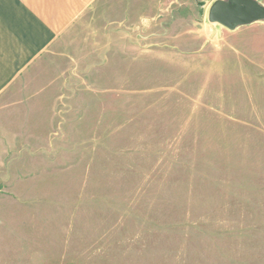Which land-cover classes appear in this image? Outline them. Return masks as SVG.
I'll list each match as a JSON object with an SVG mask.
<instances>
[{
    "label": "rangeland",
    "instance_id": "obj_1",
    "mask_svg": "<svg viewBox=\"0 0 264 264\" xmlns=\"http://www.w3.org/2000/svg\"><path fill=\"white\" fill-rule=\"evenodd\" d=\"M197 1L203 17L189 13L188 29L214 34L213 0ZM108 21L83 15L73 51L116 30L148 36ZM247 29L224 53L213 45L222 54L204 68L181 50L124 44L81 86L46 88L11 111L0 126V264H264V28Z\"/></svg>",
    "mask_w": 264,
    "mask_h": 264
},
{
    "label": "crops",
    "instance_id": "obj_2",
    "mask_svg": "<svg viewBox=\"0 0 264 264\" xmlns=\"http://www.w3.org/2000/svg\"><path fill=\"white\" fill-rule=\"evenodd\" d=\"M214 1L208 4V10ZM198 7L203 17V2L198 4L197 0L195 5L189 0H0V126L7 125L6 116L11 111L26 106L37 95L47 92L46 88L79 87L86 83L92 71L107 60L111 49L117 50L118 56L124 53V44H129L130 49L144 43L146 54L157 50L159 54H167L168 48L181 50L185 56L194 57L188 60L195 59L197 68H204L205 61L222 54L213 45L222 43L224 53L226 48L233 47L231 34H244L248 27L256 25L264 28V23L255 21L226 29L229 35L224 33L221 37L219 32H225L222 28L226 27L218 23H213L219 25H214L217 28L214 34L211 24L189 30ZM90 11L105 14L108 25L114 29L146 28L148 36L121 35L116 30L111 35L92 36L87 43L99 46L89 53H76L69 34ZM157 28L163 31L179 28V31L150 35ZM263 39L260 37L259 41ZM35 87L41 88L28 96L32 92L29 89ZM0 136H6L3 129Z\"/></svg>",
    "mask_w": 264,
    "mask_h": 264
},
{
    "label": "water",
    "instance_id": "obj_3",
    "mask_svg": "<svg viewBox=\"0 0 264 264\" xmlns=\"http://www.w3.org/2000/svg\"><path fill=\"white\" fill-rule=\"evenodd\" d=\"M209 19L234 29L264 19V5L257 0H216L209 9Z\"/></svg>",
    "mask_w": 264,
    "mask_h": 264
}]
</instances>
